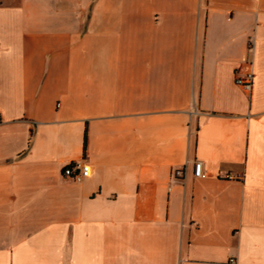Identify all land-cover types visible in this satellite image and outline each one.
Wrapping results in <instances>:
<instances>
[{
	"label": "crops",
	"instance_id": "crops-1",
	"mask_svg": "<svg viewBox=\"0 0 264 264\" xmlns=\"http://www.w3.org/2000/svg\"><path fill=\"white\" fill-rule=\"evenodd\" d=\"M0 264H264V0H0Z\"/></svg>",
	"mask_w": 264,
	"mask_h": 264
},
{
	"label": "built area",
	"instance_id": "built-area-1",
	"mask_svg": "<svg viewBox=\"0 0 264 264\" xmlns=\"http://www.w3.org/2000/svg\"><path fill=\"white\" fill-rule=\"evenodd\" d=\"M251 45H249V49ZM254 76L251 72L244 76L235 79V85L245 94L250 95L253 89ZM91 174L90 167L84 162H76L66 166L63 170V176L73 182H82ZM175 177L180 178L183 175V170L179 169L174 172ZM193 177L202 178V164L200 162L193 163Z\"/></svg>",
	"mask_w": 264,
	"mask_h": 264
}]
</instances>
